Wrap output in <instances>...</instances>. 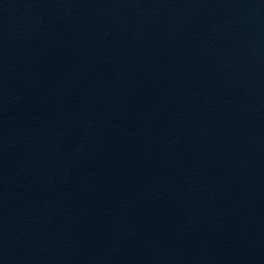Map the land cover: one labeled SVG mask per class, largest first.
<instances>
[{
	"label": "water",
	"instance_id": "water-1",
	"mask_svg": "<svg viewBox=\"0 0 264 264\" xmlns=\"http://www.w3.org/2000/svg\"><path fill=\"white\" fill-rule=\"evenodd\" d=\"M0 264H264V0H0Z\"/></svg>",
	"mask_w": 264,
	"mask_h": 264
}]
</instances>
